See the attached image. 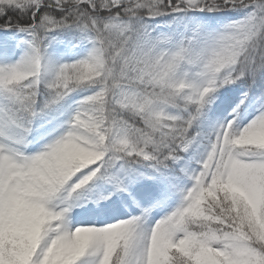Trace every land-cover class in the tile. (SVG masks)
Listing matches in <instances>:
<instances>
[{"label":"snow or ice","instance_id":"snow-or-ice-1","mask_svg":"<svg viewBox=\"0 0 264 264\" xmlns=\"http://www.w3.org/2000/svg\"><path fill=\"white\" fill-rule=\"evenodd\" d=\"M0 264H264V0H0Z\"/></svg>","mask_w":264,"mask_h":264}]
</instances>
